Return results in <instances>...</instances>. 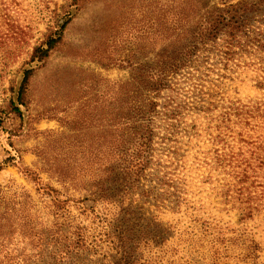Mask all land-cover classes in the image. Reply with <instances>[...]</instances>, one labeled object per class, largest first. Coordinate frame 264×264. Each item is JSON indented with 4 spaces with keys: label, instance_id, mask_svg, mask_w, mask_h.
<instances>
[{
    "label": "rangeland",
    "instance_id": "rangeland-1",
    "mask_svg": "<svg viewBox=\"0 0 264 264\" xmlns=\"http://www.w3.org/2000/svg\"><path fill=\"white\" fill-rule=\"evenodd\" d=\"M72 1L22 3L25 17L37 23L40 32L50 20L57 18L64 25L74 18L63 45L30 79L25 106L17 105L21 113L10 106L9 81L22 80L16 71L27 56L8 81H0V250H33L23 242L28 224L38 225L45 234L55 226L60 237L84 233L93 238L109 222L99 223L96 215L111 219L112 204L124 201L133 204L125 223L134 219L136 231L150 226L159 240L176 245L181 238V254L199 264L210 256L215 228L221 233L236 229L254 239L261 247L257 264H264V218L242 229L238 211L224 202L234 179L231 156L248 155L250 144L263 135L259 115L264 112V42L232 58L223 46H208L178 74L171 72V88L155 100L166 107H158L150 166L137 184L120 188L115 178L107 177L96 188L83 178L92 170L106 171L110 152L108 142L103 148L98 142L101 134H108L109 120L97 115L102 122H94V109L107 104L102 101L113 93H122L126 101L128 93L145 86L140 81L146 66L161 65L164 43L170 45L173 39L175 0H88L80 8L74 6L68 19L59 17ZM239 1L207 0L219 8ZM21 166L40 174L44 194L21 174ZM56 199L68 204L56 206ZM205 223L214 224L211 232L205 231ZM189 227L193 235L184 233ZM46 251L32 264H54ZM92 259L86 253L75 256L74 262L96 264ZM228 263L247 264L237 259Z\"/></svg>",
    "mask_w": 264,
    "mask_h": 264
},
{
    "label": "trees",
    "instance_id": "trees-1",
    "mask_svg": "<svg viewBox=\"0 0 264 264\" xmlns=\"http://www.w3.org/2000/svg\"><path fill=\"white\" fill-rule=\"evenodd\" d=\"M23 1L0 0V81H8L15 65L23 55L27 56L16 71L22 80L14 78L9 81V90L13 93L10 106L18 113H21V109L17 105L25 106L30 79L45 65L52 53L63 45L66 29L74 18H70L64 25H60L57 18L50 20L45 31L40 32L39 25L25 17L27 11ZM86 1L88 0L72 1L70 9L63 10L59 17L68 19L71 9L78 5L80 8ZM225 5L224 8H219L210 5L207 0H175L171 28L173 39L170 45L164 43L167 48H164V55L160 59L161 65L146 66L147 71L141 75L140 81L145 83V86L139 91L135 89V93H128L126 101L122 93H113L108 100L102 101L107 104H102L97 111L94 109V122H102L97 115L103 118L106 115L105 121L109 120L106 126L108 134H101L98 142L100 141L101 148L108 142L110 155L107 158L103 155L107 170L100 169L98 173L92 170L91 174L84 176V182L101 188V183L107 177H113L120 188L122 184L125 188L129 187L130 183L137 184L150 166L154 138L158 136L155 131L157 116L160 114L158 107H166L164 103L155 100L164 90L171 88L172 80L169 74H178L208 46L211 49L223 46L224 54L232 58L264 42V0H241ZM38 34L41 37L36 39ZM168 51H172L171 54ZM138 97L140 99L137 102ZM259 118L263 135L258 141L250 144L248 155L240 152L239 155L231 156L232 161L236 163L234 179L224 199V202L231 203L232 208L238 211L242 229L261 217L264 218V112ZM3 126L4 121L1 120L0 128ZM99 126L98 124L97 127ZM102 163L98 162L100 165ZM2 170L3 167L0 166V172ZM20 172L35 184L39 193L44 194L46 189L40 174L23 166L20 167ZM85 174L88 173L85 171ZM123 203L124 201L112 204L114 210L111 219L101 216L100 213L96 215L95 219H98L99 223H102L103 219L109 222L108 226L103 225L98 229L100 233L93 238L84 233L73 237H60V228L56 229L55 226L48 229L49 234H45L43 229H37L38 225L28 224L29 230L23 235V242L33 250L20 254L13 250H0V264H32L46 250L54 264H76L74 257L86 253L93 256L92 260H96V264H199L181 254V238L179 245L170 243L165 238L161 239L163 243H160L157 232L152 231L150 226H139L136 231V220L129 219L125 223L128 213H133V204L126 206ZM67 204L68 201H55V205L62 208ZM119 213H123L120 218L117 217ZM204 225L205 231L211 232V226L214 224ZM189 229L190 227L184 233L193 235ZM181 230L179 229V232ZM238 232L233 229L221 233L215 228L210 233L213 239L210 256L204 259L206 264H229V259L257 264L260 245L254 239ZM232 233L237 234L232 236ZM48 240L50 243L46 249Z\"/></svg>",
    "mask_w": 264,
    "mask_h": 264
}]
</instances>
